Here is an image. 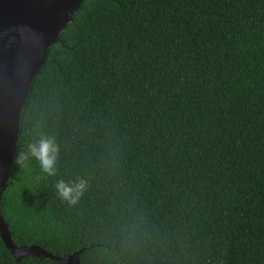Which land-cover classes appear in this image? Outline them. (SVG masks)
Returning a JSON list of instances; mask_svg holds the SVG:
<instances>
[{"label":"trees","instance_id":"16d2710c","mask_svg":"<svg viewBox=\"0 0 264 264\" xmlns=\"http://www.w3.org/2000/svg\"><path fill=\"white\" fill-rule=\"evenodd\" d=\"M41 137L56 175L15 163ZM86 181L75 204L54 187ZM0 210L81 264H264V0H84L31 83ZM0 264L16 260L0 237Z\"/></svg>","mask_w":264,"mask_h":264},{"label":"water","instance_id":"95a60500","mask_svg":"<svg viewBox=\"0 0 264 264\" xmlns=\"http://www.w3.org/2000/svg\"><path fill=\"white\" fill-rule=\"evenodd\" d=\"M84 0H0V202L9 179L20 115L48 48ZM0 237L16 260L32 255L57 264H81L77 250L65 256L39 245L15 244L0 210Z\"/></svg>","mask_w":264,"mask_h":264},{"label":"clouds","instance_id":"9594fccd","mask_svg":"<svg viewBox=\"0 0 264 264\" xmlns=\"http://www.w3.org/2000/svg\"><path fill=\"white\" fill-rule=\"evenodd\" d=\"M58 145L54 138L41 137L37 142L28 145L26 152H20L14 163L20 168H28L32 159L39 162L42 172L49 176L56 175V161L58 158ZM54 187L58 195L70 204H75L86 189V181L66 182L58 180Z\"/></svg>","mask_w":264,"mask_h":264}]
</instances>
